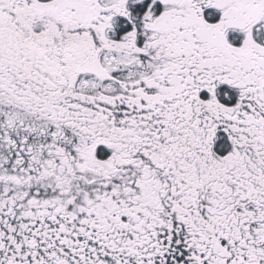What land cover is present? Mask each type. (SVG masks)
I'll list each match as a JSON object with an SVG mask.
<instances>
[{
  "label": "snow or ice",
  "instance_id": "1",
  "mask_svg": "<svg viewBox=\"0 0 264 264\" xmlns=\"http://www.w3.org/2000/svg\"><path fill=\"white\" fill-rule=\"evenodd\" d=\"M0 264H264V0H0Z\"/></svg>",
  "mask_w": 264,
  "mask_h": 264
}]
</instances>
